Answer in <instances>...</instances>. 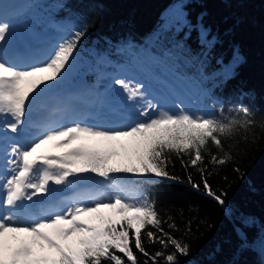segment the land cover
<instances>
[{
  "label": "trees",
  "instance_id": "trees-1",
  "mask_svg": "<svg viewBox=\"0 0 264 264\" xmlns=\"http://www.w3.org/2000/svg\"><path fill=\"white\" fill-rule=\"evenodd\" d=\"M28 1L23 27L28 36L51 30L53 24H68L70 35L86 30L76 49L80 68L74 80L93 82L92 63L102 53L129 63L135 52L169 90L177 89L196 108L208 102L207 114L235 115L241 106L255 112L257 124L247 133L242 129L223 140L226 150L232 145L231 161L214 166L205 158L212 173L207 178L223 194V205L188 184L189 173L197 183L200 173L195 167L186 170L174 154V165L166 170L179 179L111 175L155 199L165 221L173 218L176 229L162 226L190 247L188 255H177L178 264H264V0ZM148 82L159 89L154 78ZM118 162H125L123 155L113 158L112 163ZM70 180L74 185L110 183L91 172ZM142 240L151 254L163 250L143 234ZM133 250L143 264L147 258ZM159 264H165L163 258Z\"/></svg>",
  "mask_w": 264,
  "mask_h": 264
},
{
  "label": "snow or ice",
  "instance_id": "snow-or-ice-1",
  "mask_svg": "<svg viewBox=\"0 0 264 264\" xmlns=\"http://www.w3.org/2000/svg\"><path fill=\"white\" fill-rule=\"evenodd\" d=\"M10 31L7 11L0 3V131L19 134L25 132L22 126L33 101L63 79L71 67L86 30L61 40L45 59L23 64L12 63L3 54ZM114 83L122 87L127 101H140L136 106L142 119L118 127L74 122L72 126L49 128L30 142H13L10 150L3 148L8 174L0 175V264H102L105 260L110 264H141L134 248L147 258L143 264H159L161 258L165 264H178L177 255H188L190 247L162 226L168 223L170 229H176L173 218L169 216L165 221L155 199L138 187L116 182L111 175L131 173L179 179L166 170L169 164L174 165L173 154L186 170L195 167L200 173V183L188 174L187 182L192 188L202 189L221 205L225 203L223 194L213 190L207 178L212 173L204 161L208 157L214 166L231 161L232 145L226 150L223 140L233 139L242 129L247 133L257 124L255 112L241 106L235 115L225 116L222 112L217 116L193 113L180 105L172 111L149 99L142 83L122 78ZM52 141H56V148L80 143L58 154L39 151ZM121 155L125 162L112 163ZM89 172L110 181L113 193H85L66 211L21 221L25 201L41 193L50 194L51 185L66 186L71 177ZM82 216H95L99 223H86ZM20 233L28 234L30 240L14 247L12 242L20 240ZM142 234L163 250L149 253ZM170 246L174 251L168 253Z\"/></svg>",
  "mask_w": 264,
  "mask_h": 264
},
{
  "label": "rangeland",
  "instance_id": "rangeland-1",
  "mask_svg": "<svg viewBox=\"0 0 264 264\" xmlns=\"http://www.w3.org/2000/svg\"><path fill=\"white\" fill-rule=\"evenodd\" d=\"M26 1V0H25ZM0 3L4 4L5 10L8 12L10 9L19 7L21 4V0H0ZM25 7L19 9L15 15H9L7 20L10 24V34L8 35L7 41L3 44V54L6 59L9 58L8 54L12 51L11 45L12 42L10 39L14 40L20 45H24L27 47L28 42L34 41L35 39L40 42L42 40L50 42L48 47L50 51L63 39L70 36V31L68 29V24L64 25H55L58 31L48 30L44 33H41L39 36L30 37L23 29L24 25L28 23V21L24 18ZM25 19V21L23 20ZM35 38V39H34ZM34 39V40H33ZM31 44L27 49L23 50V57L12 58L8 59L12 63H18L20 60H25V51H28L31 54V60L33 62L37 60H43L47 53V44L42 43L38 48L33 49ZM42 47V49H40ZM8 49V51L6 50ZM43 51V55L38 57V51ZM132 55H130V59H132ZM14 59V60H13ZM13 60V61H11ZM142 62V59L140 58ZM139 61V62H140ZM140 64V63H138ZM131 65V66H130ZM134 67H138L135 63L129 62L128 64H114L111 63L109 58L106 57L103 53L100 54L96 60L92 63L93 69L97 72L96 79L94 82L87 85V83H79L78 81L74 80V76L79 72V59L77 55L75 56V60L72 63L71 67L67 70L64 74L63 79H60L57 83H53L52 86L46 89L35 101H33L29 113L26 116V124L22 126L25 128V132L22 133H15L17 136H20V139L14 140L7 138L9 133H12L10 130L7 131H0V141L1 145L7 146L10 145L12 141L14 142H30L31 139L35 137V135L41 134L43 131L54 128V127H63V126H72L74 122H80L83 124L93 125L91 123H86L84 121L77 120L81 118L82 120L89 119L94 120L96 124L94 126L100 127H118L124 124L131 123V120H139L142 117L139 115L137 106L140 101H137L135 104L133 102H129L126 99V93L122 89L121 86L115 85V79L122 78L133 83H142L145 86V91L148 94V98L158 102L161 107L165 109H169L175 111V106L180 105L190 112L193 113H202L207 114L211 110V105L208 102H204L198 108H196L193 103L183 95L177 89L169 90L166 86H164L161 82L159 86L161 90L158 92L149 90L147 83L151 74L144 63L140 64V68L144 71L145 75L141 76L138 75V71H136ZM126 67V69H123ZM155 77L157 75L153 74ZM152 75V76H153ZM153 78L155 79V77ZM158 78V77H157ZM89 81V80H87ZM157 81V80H156ZM69 84V85H67ZM65 86H69L72 88L71 92L65 91V97H63V92L67 88ZM63 89V90H62ZM62 92V94H61ZM154 92L159 94L158 97L154 95ZM205 90L201 92L203 94ZM84 98V99H83ZM63 103L71 104V107L74 108L72 110V115L75 119L69 118L66 113H63V108L61 106ZM48 108V106H53ZM54 108V109H53ZM80 112V113H79ZM41 115H44L43 118ZM140 116V117H137ZM134 117V118H133ZM33 120V123L31 122ZM45 121L47 122L45 126L40 127L37 126L39 122ZM67 121V123H65ZM133 122V121H132ZM40 129V131H39ZM9 136V135H8ZM10 137V136H9ZM24 139V140H23ZM9 142V143H6ZM3 143V144H2ZM56 141L49 142L45 145H42L40 152L45 154H58L65 151H68L69 148L76 147L80 142L76 141L73 144L68 145L65 148H56L54 147ZM117 150L120 151L119 146H117ZM10 158V157H8ZM1 168V167H0ZM8 174V173H7ZM1 175V170H0ZM73 182L71 181L70 184L66 186H55L51 185L52 191L50 194L41 193L37 197H34L33 200L37 201V203L46 202L53 198H57L58 204L53 205H44L42 207L50 210H54L57 207H62L61 211H66L68 207L73 205V201L85 194H99L105 193L107 195H111L114 189L110 186V183L104 185L103 187L100 186H80L75 188L73 186ZM67 196V197H63ZM71 198V199H69ZM64 202H62V201ZM68 203V204H66ZM83 203H89V201H83ZM66 205V206H65ZM65 206V207H64ZM106 212V210H105ZM49 216L46 214L44 217ZM38 217H31L27 220L30 222ZM82 220L86 223L91 224H98L99 220L95 218V216H82ZM22 222H26V220H21ZM26 240V239H25ZM28 240V239H27ZM23 241V240H22ZM20 241H14L12 244L14 247L19 246ZM47 251V250H46Z\"/></svg>",
  "mask_w": 264,
  "mask_h": 264
},
{
  "label": "bare ground",
  "instance_id": "bare-ground-1",
  "mask_svg": "<svg viewBox=\"0 0 264 264\" xmlns=\"http://www.w3.org/2000/svg\"><path fill=\"white\" fill-rule=\"evenodd\" d=\"M155 27V26H154ZM156 29V28H155ZM6 42H10V41H6ZM40 45H36V44H33L31 47L33 48V49H36V48H38ZM12 49V45H11V48H10V50ZM40 49H42V47L40 48ZM6 50L8 51V49L6 48ZM24 50V49H23ZM23 50H22V52H23ZM9 52V51H8ZM32 56H31V54H29L28 53V51H25V56H24V58H25V60H20L17 64H23V63H29V62H33L30 58H31ZM154 95L156 96V97H158L159 96V94H157V93H155L154 92ZM11 137L14 139V140H19L20 139V137H17L14 133H11ZM1 142H3V141H0V170H1V175H6L7 173L5 172V163H4V160H5V155H4V152H3V148H5V146H3V145H1ZM9 142H11V141H9ZM9 142H7L6 141V143H9ZM14 141H12L11 142V144L13 143ZM3 144V143H2ZM10 144V145H11ZM10 145H7L6 147H8L9 148V150H10ZM11 158V157H10ZM0 194H2V193H0ZM63 197H67V196H63ZM50 204H53V205H56V204H58V200H57V198H53V199H51V200H49V201H46V202H41V203H37V201H35V200H32V201H25L24 202V205H23V207H22V211H21V213H20V219L21 220H26V222H27V220L29 219V218H31V217H38V218H41V217H44L46 214H49V215H51V214H54V213H56V212H59V211H61L63 208L62 207H57L56 209H54V210H48V209H46V208H44V207H42V206H44V205H50ZM19 236H20V240L19 241H22V240H25V239H28V240H30V237H28V234H26V233H20V234H18ZM14 242V241H13ZM12 242V243H13Z\"/></svg>",
  "mask_w": 264,
  "mask_h": 264
}]
</instances>
